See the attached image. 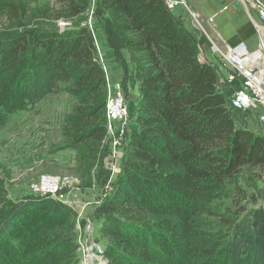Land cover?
<instances>
[{"label": "trees", "instance_id": "16d2710c", "mask_svg": "<svg viewBox=\"0 0 264 264\" xmlns=\"http://www.w3.org/2000/svg\"><path fill=\"white\" fill-rule=\"evenodd\" d=\"M58 4L48 17L72 20L64 32L21 24L0 34V129L72 81L80 103L68 119L76 132L68 148L85 145L95 158L107 138L106 72L84 24L91 14L104 26L124 95L136 105L121 172L112 179L100 158L95 177L111 188L96 210L102 237L111 238L107 264H264V137L237 127L217 63L200 58L208 40L164 0ZM198 215L220 227L180 225ZM75 217L49 196L12 199L0 180V264H79ZM79 226L85 230L86 221Z\"/></svg>", "mask_w": 264, "mask_h": 264}, {"label": "rangeland", "instance_id": "374dc122", "mask_svg": "<svg viewBox=\"0 0 264 264\" xmlns=\"http://www.w3.org/2000/svg\"><path fill=\"white\" fill-rule=\"evenodd\" d=\"M235 1L240 5L244 3L243 0ZM58 2L59 0H0V34L5 35L21 24L26 25L25 28L27 29L40 27L49 31L58 29L59 32H64L66 28L71 27L72 20L61 19L57 21L54 16L48 17V14L52 15V12L54 13L55 9L59 7ZM164 2L168 7L166 0ZM258 2L264 6V0H245L244 3L256 21L258 20V13L253 4ZM176 3L177 5L173 10L168 9L184 11L193 28L208 40L207 45L209 46L200 47V58L203 62L215 61L217 63L220 79L219 90L226 93L225 90L231 89L233 94L236 91L237 83L236 85L232 83V85H228V76L223 73V70L232 74H235L236 71L225 59V55L229 47L234 48L244 42L236 46H226L219 43L214 39L212 32L206 31V19L191 9L186 0H177ZM84 19V24L87 25L95 38L97 57L106 72V84L108 77L111 84L121 85L122 78H117L112 68L113 64L110 63V60L112 63L115 61V57L111 54V50L109 48L104 49L100 42V33L103 32V29L100 30L99 28L100 22L95 21L91 14L86 15ZM209 21L212 22L213 19ZM251 23L253 24L252 21ZM255 30L257 31L256 27ZM257 34L258 44L255 49H249L244 43L248 50L253 53L259 51L262 43L258 31ZM210 41L214 44V49ZM118 67L122 70L119 64ZM3 78L4 70L0 69V80ZM239 79L241 80V78ZM241 85L242 83L239 84L240 88ZM60 88L59 93L48 94L39 103L33 104L31 110L16 114L10 123L0 129V180L6 183L10 198L21 200L28 194L44 197L35 194L33 191V186L41 181L42 177L49 176L60 179L62 191H59L61 195L59 192L57 193L59 201L76 213L74 221L77 224L76 229L79 236V264H107L104 250L106 243L111 238L104 237L106 240H103L104 238L100 233L103 220L96 214V210L110 194L111 188L100 187L96 183L95 177L98 174L100 158L103 159L105 169L112 173V179L115 180L121 172L124 138L126 133L135 126L136 105L130 98L125 97L128 119L116 123L117 130H125L123 137L109 133L106 125L107 138L101 144L95 158L93 160L89 158L88 152L85 151V145L81 146V150H76L74 157L70 156L68 150L72 149L68 146L73 142L76 132L72 130V123L68 119L75 115L80 99L71 93L72 81L60 83ZM105 91L107 104V90ZM230 96L231 94L227 92L225 97L237 127L264 137V125L258 120L257 115L232 109L229 102ZM104 117H106L107 122V110L104 112ZM115 141H119L120 145H115ZM92 151V149L89 150V152ZM253 171L250 170V174ZM253 184L262 185L260 181H255V179H253ZM46 196L52 199L57 198L56 194ZM145 218L151 223L157 220L151 216L150 218L145 216ZM82 220L86 221L87 226L85 230H80V233L79 222ZM180 222V225L187 229L196 224L208 230H216L220 227L219 221L208 215H198L193 220Z\"/></svg>", "mask_w": 264, "mask_h": 264}, {"label": "built area", "instance_id": "2783aa9c", "mask_svg": "<svg viewBox=\"0 0 264 264\" xmlns=\"http://www.w3.org/2000/svg\"><path fill=\"white\" fill-rule=\"evenodd\" d=\"M176 2L177 0H166L168 8L171 10H173L177 5ZM243 2L245 3V0H243ZM253 7L258 13L257 23L261 28H264V6L258 2L254 3ZM257 31L261 36L262 42L259 51L256 53L250 52L244 43L234 48L229 47L228 52L225 55V59L228 61L233 70L235 69L236 73L232 74L225 70H223V73L228 76V85H236L237 83V86H235L236 91L231 94L229 99L232 109H235L239 112L255 113L258 120L262 125H264V61L256 55L257 53L264 55V36L260 30L257 29ZM210 42L212 43V41ZM212 47L214 49L213 43ZM239 78H241V80ZM240 83H242L241 88L239 86ZM106 90L108 132L114 136L118 135L123 137L125 135V130H117L116 123L119 121H126L128 119L126 106L127 103L124 92L120 84H111L108 77ZM114 144L119 146L120 142L115 141ZM61 184L62 183L60 179L56 177L45 176L41 178V181L35 183L33 186V191L35 194L41 196L56 194L57 198L54 199L59 200L57 193L62 191Z\"/></svg>", "mask_w": 264, "mask_h": 264}, {"label": "crops", "instance_id": "0c3cea01", "mask_svg": "<svg viewBox=\"0 0 264 264\" xmlns=\"http://www.w3.org/2000/svg\"><path fill=\"white\" fill-rule=\"evenodd\" d=\"M189 7L199 13L205 20L206 31L214 34V39L219 43L228 46H236L241 42L246 43L249 49H255L258 44V34L254 25L251 23L250 18L245 12V5H240L237 1L231 0H186ZM213 19L212 22L209 20ZM209 21V22H208ZM100 30V42L104 49L111 48L108 45L105 29L103 24L99 23ZM208 43L202 45L203 47L209 46ZM111 54L114 56L113 51ZM110 54V56H112ZM207 60V59H206ZM208 61V60H207ZM115 62V61H114ZM113 64V70L118 79L122 78L123 71L118 67L115 62ZM122 71V72H121ZM222 90L224 95L232 94V90ZM23 113V112H22ZM70 156H76V150H68Z\"/></svg>", "mask_w": 264, "mask_h": 264}, {"label": "water", "instance_id": "95a60500", "mask_svg": "<svg viewBox=\"0 0 264 264\" xmlns=\"http://www.w3.org/2000/svg\"><path fill=\"white\" fill-rule=\"evenodd\" d=\"M245 5V4H244ZM247 14L249 15L251 21L253 22V24L255 25V27L260 30V32L262 33V35L264 36V28H261L260 25L257 23V21L252 17V15L249 13L247 7H245Z\"/></svg>", "mask_w": 264, "mask_h": 264}, {"label": "bare ground", "instance_id": "6f19581e", "mask_svg": "<svg viewBox=\"0 0 264 264\" xmlns=\"http://www.w3.org/2000/svg\"><path fill=\"white\" fill-rule=\"evenodd\" d=\"M256 55H257L259 58H261V60L264 61V55H261V54H259V53H257ZM263 67H264V64H263Z\"/></svg>", "mask_w": 264, "mask_h": 264}]
</instances>
